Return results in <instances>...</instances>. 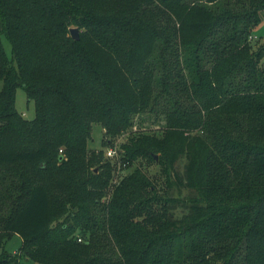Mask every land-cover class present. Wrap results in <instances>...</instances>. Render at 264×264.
<instances>
[{
	"label": "trees",
	"instance_id": "16d2710c",
	"mask_svg": "<svg viewBox=\"0 0 264 264\" xmlns=\"http://www.w3.org/2000/svg\"><path fill=\"white\" fill-rule=\"evenodd\" d=\"M263 12L264 0H0V264H264V43L250 40ZM145 113L160 133L120 154L158 174L136 167L109 192L93 125L117 137Z\"/></svg>",
	"mask_w": 264,
	"mask_h": 264
},
{
	"label": "rangeland",
	"instance_id": "374dc122",
	"mask_svg": "<svg viewBox=\"0 0 264 264\" xmlns=\"http://www.w3.org/2000/svg\"><path fill=\"white\" fill-rule=\"evenodd\" d=\"M254 43L260 42L264 43V12L262 15L261 23L253 31L250 37ZM3 44L8 56H11V46L6 38H3ZM3 86V82H0V89ZM16 107L22 113V115L28 119H32L35 116V104L34 101L29 100L24 89L19 88L16 93ZM161 121L155 114L145 113L136 116L133 121L132 127L117 137L108 138L105 135L104 128L99 124H94L92 129L91 138L89 140V153H99L103 152V160L109 161L113 167L112 180H110V185L108 187L109 192H112L113 188L119 185L120 181L129 173L134 171L136 167H141L148 175L155 176L158 174L159 167L156 165L148 166L146 160H139L134 163L133 166L128 167L127 163L123 161L120 149L123 144L136 136V134H159L162 127ZM110 139V140H109ZM109 140V141H108ZM108 141V143H107ZM112 149L115 154L113 157H109L107 151ZM185 160L180 161L179 167H183ZM190 193L189 190H184V195L187 196ZM181 210H177L178 216H181ZM21 244V238L19 236H14L6 245V250L8 252H16Z\"/></svg>",
	"mask_w": 264,
	"mask_h": 264
},
{
	"label": "water",
	"instance_id": "95a60500",
	"mask_svg": "<svg viewBox=\"0 0 264 264\" xmlns=\"http://www.w3.org/2000/svg\"><path fill=\"white\" fill-rule=\"evenodd\" d=\"M70 36L75 40H79L80 39L79 29L77 27L70 28Z\"/></svg>",
	"mask_w": 264,
	"mask_h": 264
},
{
	"label": "built area",
	"instance_id": "2783aa9c",
	"mask_svg": "<svg viewBox=\"0 0 264 264\" xmlns=\"http://www.w3.org/2000/svg\"><path fill=\"white\" fill-rule=\"evenodd\" d=\"M107 154H108L109 157H113L114 154H115V152H114L112 149H109V150L107 151Z\"/></svg>",
	"mask_w": 264,
	"mask_h": 264
}]
</instances>
